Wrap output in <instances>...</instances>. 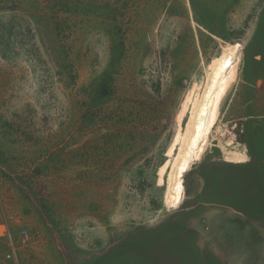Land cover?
<instances>
[{"label":"rangeland","instance_id":"obj_1","mask_svg":"<svg viewBox=\"0 0 264 264\" xmlns=\"http://www.w3.org/2000/svg\"><path fill=\"white\" fill-rule=\"evenodd\" d=\"M263 37L264 0H0V264H191L161 235L192 223L191 168L243 146L228 101ZM226 50L235 79L166 203Z\"/></svg>","mask_w":264,"mask_h":264},{"label":"crops","instance_id":"obj_2","mask_svg":"<svg viewBox=\"0 0 264 264\" xmlns=\"http://www.w3.org/2000/svg\"><path fill=\"white\" fill-rule=\"evenodd\" d=\"M263 52L264 37L259 54L237 74L228 101L229 110L242 122L239 150H245L247 159H207L191 168L196 177L186 199L193 207L185 215L192 223L161 235V245L178 249L191 264H264ZM200 221L208 228L202 230Z\"/></svg>","mask_w":264,"mask_h":264},{"label":"bare ground","instance_id":"obj_3","mask_svg":"<svg viewBox=\"0 0 264 264\" xmlns=\"http://www.w3.org/2000/svg\"><path fill=\"white\" fill-rule=\"evenodd\" d=\"M229 52L230 50H226L219 59L213 61L196 87L190 103L186 135L179 143L178 152L169 166L166 180V203L170 202L171 187L177 172L184 163L190 160L192 162L194 156L207 143L209 130L216 121L223 96L235 79L236 67L232 62L228 63ZM224 146L227 147L225 144ZM223 149L221 157L226 161L240 162L248 157H246L245 150L229 147Z\"/></svg>","mask_w":264,"mask_h":264},{"label":"built area","instance_id":"obj_4","mask_svg":"<svg viewBox=\"0 0 264 264\" xmlns=\"http://www.w3.org/2000/svg\"><path fill=\"white\" fill-rule=\"evenodd\" d=\"M23 236L28 238V234L25 231L23 232Z\"/></svg>","mask_w":264,"mask_h":264}]
</instances>
